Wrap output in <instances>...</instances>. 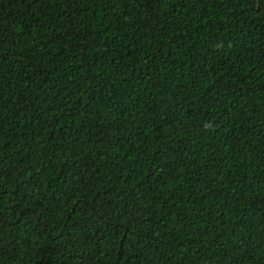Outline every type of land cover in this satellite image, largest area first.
Here are the masks:
<instances>
[{"label": "trees", "instance_id": "obj_1", "mask_svg": "<svg viewBox=\"0 0 264 264\" xmlns=\"http://www.w3.org/2000/svg\"><path fill=\"white\" fill-rule=\"evenodd\" d=\"M0 264H264V0H0Z\"/></svg>", "mask_w": 264, "mask_h": 264}]
</instances>
